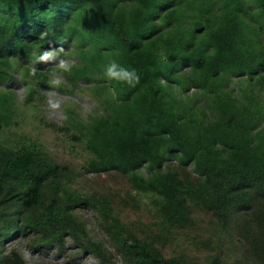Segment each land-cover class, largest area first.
Returning a JSON list of instances; mask_svg holds the SVG:
<instances>
[{"label":"trees","instance_id":"obj_1","mask_svg":"<svg viewBox=\"0 0 264 264\" xmlns=\"http://www.w3.org/2000/svg\"><path fill=\"white\" fill-rule=\"evenodd\" d=\"M49 47L75 56L61 70L66 89L88 83L97 104L50 127L73 130L90 157L77 170L37 140L0 142V264H27L5 249L30 233L39 248L67 252L70 240L102 264H230L221 234L204 261L163 253L160 243L200 213L220 232L233 226L247 264H264V0H0V84L18 65L25 82L53 86ZM16 113L15 94L0 92V129ZM112 171L134 203L149 198V233L116 211L124 194L69 186ZM82 207L97 213L110 248Z\"/></svg>","mask_w":264,"mask_h":264},{"label":"rangeland","instance_id":"obj_2","mask_svg":"<svg viewBox=\"0 0 264 264\" xmlns=\"http://www.w3.org/2000/svg\"><path fill=\"white\" fill-rule=\"evenodd\" d=\"M75 63H77V59L71 55L69 50L58 47L45 49L43 66L44 69L54 70L50 75L54 83L53 86L48 84L41 88H38L37 80L27 78V82H25L22 77L23 70L16 65L14 80L6 86L0 84V92L11 91L15 94L17 112L12 126L0 129V142L6 139L20 138L37 140L44 144L47 154L52 159L82 170V166L90 154L78 139L73 138L72 134L75 132L71 129L62 132L50 127L52 124L57 127L66 126L67 109L69 108L74 109L84 118L97 108L95 100L89 95L88 85L90 84L82 82L72 92L67 90L72 87L61 70L66 65ZM56 69L60 71H55ZM69 186L81 191L106 192L112 189L124 194L126 204L124 201L116 202V211L136 232L139 234L149 233L150 224L155 220L149 198L141 196L139 201L134 203L126 179L117 172L112 171L100 176L85 173ZM77 212L88 223L91 235L110 248L106 234L100 227L97 213L86 207L78 208ZM219 234L223 235L219 247L223 250L222 254H229L230 264H247L246 246L235 235L233 226L220 232L216 228L215 222L202 213L198 215V222L194 227L173 233L171 239L161 242L160 245L166 256L186 252L192 257H197L200 261H204L206 254L210 253V241L219 244L216 237ZM37 241V236L33 233L21 236L12 245L7 246L5 253L8 254L15 249L27 264H102L92 255L76 248L70 240H68L67 252H59L55 247L39 248ZM117 262L124 264L120 258L117 259Z\"/></svg>","mask_w":264,"mask_h":264}]
</instances>
